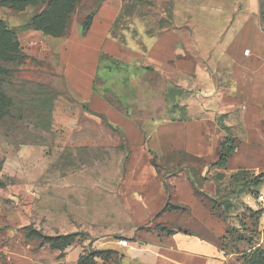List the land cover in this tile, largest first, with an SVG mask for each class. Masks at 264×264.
<instances>
[{
  "label": "rangeland",
  "instance_id": "obj_1",
  "mask_svg": "<svg viewBox=\"0 0 264 264\" xmlns=\"http://www.w3.org/2000/svg\"><path fill=\"white\" fill-rule=\"evenodd\" d=\"M186 1L192 9L189 17H181L190 32L185 41L201 47L189 55L210 72V83L203 85L195 75L170 66L159 69L145 61L128 64L104 56L96 89L128 110L146 132L158 121L201 119L214 131L242 137L243 107H226L234 95V61L226 49L242 42L249 19L264 32V0H257L255 11L247 9L245 0ZM100 2L0 0V90L14 101L12 116L0 120V264L74 263L97 251L98 238H119L108 230L125 225L119 186L128 152L124 145L90 143L96 132L121 138L120 131L106 128L103 117L81 112L68 93L36 81L40 72H58L59 49L71 26L83 25ZM174 12L173 2L125 0L111 35L146 53L158 35L176 25ZM165 163L170 171L179 163L198 169V186L208 206L226 220L232 249L242 254L264 249V204L259 202L264 176L257 177L264 166L250 169L245 179L236 175L238 170L217 168L206 159L178 155ZM167 171L160 169L161 174ZM51 238L53 246L70 250L59 263L46 259L49 251L35 254ZM97 257L117 260L118 255Z\"/></svg>",
  "mask_w": 264,
  "mask_h": 264
},
{
  "label": "crops",
  "instance_id": "obj_2",
  "mask_svg": "<svg viewBox=\"0 0 264 264\" xmlns=\"http://www.w3.org/2000/svg\"><path fill=\"white\" fill-rule=\"evenodd\" d=\"M151 1L173 2L176 25L158 35L146 53L112 37L111 32L125 0H104L88 31L83 32L80 23L71 26L59 49L58 72L43 71L36 77L38 83L71 95L81 112L91 117H103L106 128L120 131L121 138L96 132L90 141L93 146L117 148L124 145L128 152L119 186L125 225L108 231L118 233L119 238H127L129 246H120L119 238H98L93 247L112 249L118 258L96 257V264H241L240 253L231 248L226 221L200 200L187 172L170 175L167 181L172 189V201L187 205L189 209H167L162 175L152 164V152L162 156L179 150L215 163L219 158L221 140L226 135L214 131L201 119H175L155 123L146 140L134 118L122 113L94 90L103 55L128 64L145 61L159 69L170 66L178 72L195 75L203 85L212 81L210 72L189 55L191 50L201 49L200 45H189L185 41L190 32L182 26L181 17L182 13L189 15L191 2ZM245 3L248 10L255 11L257 0H245ZM220 5L218 2L214 6ZM202 7L204 4L201 10ZM240 37L241 43L234 42L226 49L234 61V95L226 107H243L244 130L242 137L234 136L238 148L225 168L230 171L264 166V32L253 19H249L242 27ZM112 133L114 135L115 131ZM157 218L160 219L158 223ZM164 227L175 232L167 233L163 231ZM47 251L51 258L44 255L46 259L57 263L61 255L70 253V250L44 246L35 254L40 257ZM65 258L69 260V257Z\"/></svg>",
  "mask_w": 264,
  "mask_h": 264
},
{
  "label": "trees",
  "instance_id": "obj_3",
  "mask_svg": "<svg viewBox=\"0 0 264 264\" xmlns=\"http://www.w3.org/2000/svg\"><path fill=\"white\" fill-rule=\"evenodd\" d=\"M104 0H101L100 4L103 2ZM147 1H151V0H147ZM99 4V6H100ZM99 8V7H98ZM97 11V10H96ZM95 11V12H96ZM95 12L90 16L88 17V19L86 20L85 23H83L82 25V30L83 32H86L90 29V26H91V23H92V19H93V16L95 14ZM121 14V13H120ZM120 16V15H119ZM119 18V17H118ZM118 21V19H117ZM116 21V22H117ZM113 31V30H112ZM112 34V32H111ZM113 37V36H112ZM115 40H117V38L113 37ZM119 41V40H117ZM120 42V41H119ZM125 44V43H123ZM126 45V44H125ZM10 54V53H9ZM104 56H108V55H103L102 58ZM110 57V56H109ZM102 58L100 60V63L102 61ZM97 78V77H96ZM40 84V83H39ZM40 85H44V84H40ZM45 86H48V85H45ZM50 87V86H49ZM54 89V88H53ZM94 90L100 94L102 97H104L108 102H110L112 105H114L118 110H120L122 113H124L125 115L129 116V117H132L130 114H129V111L128 110H123L120 106H118L116 104L115 101L113 100H110L108 99L107 97H105L104 95H102L101 93H99L96 89V80H95V83H94ZM57 91V90H56ZM5 91L4 90H0V120H3V119H6L8 117H11L12 116V108H13V103L14 101H11L10 100V97H8L6 95V93H4ZM133 118V117H132ZM138 123V125L140 126V128L142 129V131L145 133V137H146V140H148L149 138V135H150V132H146L143 128V125L137 120L135 119ZM238 148V141L237 139L234 137V136H231V135H226L222 140H221V143H220V152H219V158L218 160L215 162V163H212V165L216 166L217 168H220V169H225L228 165V161L229 159L233 156V154L236 152ZM187 156L189 158H193V159H196V160H203L202 158H199L197 156H194L193 154L191 153H188L186 151H183V150H179V151H172V152H169L167 154H164L162 156H158L157 154H155L154 152H152V164L155 166V168L160 172V169L161 168H165L167 171L166 174H161L162 175V179H163V182H164V186H165V190H166V208L167 209H178V210H188L189 209V206L187 205H184V204H180V203H177V202H173L172 201V189H171V186L170 184L168 183L167 181V177L170 176V175H173L175 173H179V172H182V171H186L190 180L192 181L194 187H195V191H196V194L197 196L200 198V200L206 204L208 206V201L206 200V195L204 193V191L202 190L201 187L198 186V181H197V172H198V169H196L195 167L193 168H189L188 166H181V163L178 164V168L173 170V171H170L171 170V166L169 163H165L163 165V162L165 160H169V159H172V157L174 156ZM160 162L162 164H160ZM223 171V170H222ZM161 173V172H160ZM251 174V170L250 169H243V168H240L238 169V171L236 172V175H242L244 178L248 177L249 175ZM224 173L221 172L220 174V177H223ZM264 176V173H261L259 174L257 177L259 178H262ZM245 178V179H246ZM224 203L220 204V207L223 206ZM209 207V206H208ZM213 212H215L220 218H222L224 221H226L223 216L221 214H219L213 207H209ZM162 212V211H161ZM163 231H166L167 233H173L175 232V230L173 229H170V228H166L164 227L163 228ZM228 229H227V233H228ZM46 239V238H45ZM54 238H51L50 241H49V248L51 249H54V250H60V251H64L66 248V244L64 245V250L60 249L58 246H53L54 243ZM52 242V244H51ZM48 243V242H47ZM52 245V246H51ZM234 250V249H233ZM237 251L238 253H240V251L238 250H235ZM103 253H107V255H110V254H116L117 252L112 250V249H107V250H97L95 251V253L93 252L92 255L89 254V255H84V256H81L79 257V259L75 262V263H70V264H96V257L103 254ZM91 255V256H90ZM241 255V258H242V263L241 264H264V249L261 248V247H257L253 250H251L250 252H245V253H240Z\"/></svg>",
  "mask_w": 264,
  "mask_h": 264
},
{
  "label": "built area",
  "instance_id": "obj_4",
  "mask_svg": "<svg viewBox=\"0 0 264 264\" xmlns=\"http://www.w3.org/2000/svg\"><path fill=\"white\" fill-rule=\"evenodd\" d=\"M248 53H249V51L246 50V54H248ZM259 202L262 203V204H264V193H261L259 195ZM118 244L120 246H122V247H128L129 246V240L127 238H124V237L119 238L118 239Z\"/></svg>",
  "mask_w": 264,
  "mask_h": 264
},
{
  "label": "water",
  "instance_id": "obj_5",
  "mask_svg": "<svg viewBox=\"0 0 264 264\" xmlns=\"http://www.w3.org/2000/svg\"><path fill=\"white\" fill-rule=\"evenodd\" d=\"M150 68L152 69V66H150ZM229 205H230V204H227V205H226V208H228V207H229Z\"/></svg>",
  "mask_w": 264,
  "mask_h": 264
}]
</instances>
